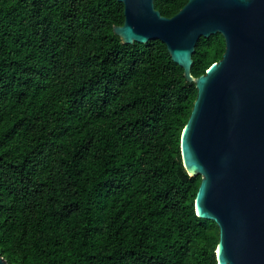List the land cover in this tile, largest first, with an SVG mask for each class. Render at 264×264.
Wrapping results in <instances>:
<instances>
[{
  "label": "trees",
  "instance_id": "16d2710c",
  "mask_svg": "<svg viewBox=\"0 0 264 264\" xmlns=\"http://www.w3.org/2000/svg\"><path fill=\"white\" fill-rule=\"evenodd\" d=\"M188 0H154L166 18ZM116 0H0V255L7 264H217L180 136L196 98ZM200 38L191 75L224 53Z\"/></svg>",
  "mask_w": 264,
  "mask_h": 264
},
{
  "label": "water",
  "instance_id": "95a60500",
  "mask_svg": "<svg viewBox=\"0 0 264 264\" xmlns=\"http://www.w3.org/2000/svg\"><path fill=\"white\" fill-rule=\"evenodd\" d=\"M116 1L121 42H162L195 85L180 156L186 173L200 177L196 216L218 228L217 264H264V0H188L171 18L154 0ZM215 34L225 42L222 58L194 78L196 43Z\"/></svg>",
  "mask_w": 264,
  "mask_h": 264
}]
</instances>
